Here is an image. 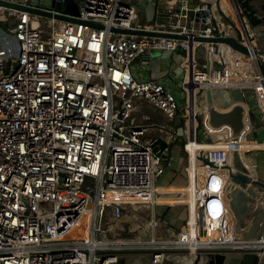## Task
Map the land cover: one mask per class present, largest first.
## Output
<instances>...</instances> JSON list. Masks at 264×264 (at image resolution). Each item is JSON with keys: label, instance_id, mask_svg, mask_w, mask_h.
<instances>
[{"label": "built area", "instance_id": "1", "mask_svg": "<svg viewBox=\"0 0 264 264\" xmlns=\"http://www.w3.org/2000/svg\"><path fill=\"white\" fill-rule=\"evenodd\" d=\"M245 16L238 0H168L155 22H142L132 0H0V264H123L125 254L135 252L152 253V264H211L210 251L260 250L264 264V223L254 221L243 231L241 221L238 233L226 204L238 149L233 128L215 136L201 108L207 88L241 89L243 101L215 104L227 110L246 103L240 133L264 141V55ZM196 36L235 37L248 51ZM200 45L206 57L198 61ZM157 49L180 52L181 75L144 76L136 60ZM251 93L257 112L250 108ZM147 107L169 123H152ZM180 112L187 180L188 146L201 142L197 116L210 141L225 144L199 150L193 200L174 205L159 201L167 195L159 180L168 170L164 160L175 151L179 135L170 127ZM160 128L163 133L154 134ZM255 151L264 148L243 152L257 179ZM256 189L264 193L261 185ZM254 200L262 206L264 195ZM156 205L184 206L187 218L174 229L170 220L156 217ZM144 208L151 210L144 224L149 236H123L124 224L137 221ZM87 214L88 236L68 238ZM202 223L206 237L200 240Z\"/></svg>", "mask_w": 264, "mask_h": 264}, {"label": "rangeland", "instance_id": "2", "mask_svg": "<svg viewBox=\"0 0 264 264\" xmlns=\"http://www.w3.org/2000/svg\"><path fill=\"white\" fill-rule=\"evenodd\" d=\"M143 0H136L137 3H141ZM191 3H193V0H189ZM254 4L256 7L260 8L261 5V1L260 0H255ZM139 5V4H138ZM143 10V14H144V18L145 21L151 22L155 19L156 16V7L154 5L152 6H148L145 11ZM264 12V11H263ZM261 43L264 44V41L259 42V44L261 45ZM171 52H175V51H170L167 49H157L155 50L153 53V58H152V64L155 65L156 61L158 60V58L161 59L162 55L165 56H169L171 54ZM156 53L158 55H160V57H157L158 55H156ZM173 57L178 58V54L177 52H175V54H173ZM206 57V50L203 47V45H200L196 48V58L198 59V61H201L203 58ZM140 60L139 58L136 60L138 61ZM173 68L176 69L177 74L181 75L182 73V68H180L177 64V62H173ZM161 72V73H160ZM160 74H167L168 70H160ZM214 99L216 101V103L221 106L224 107L226 105H228L229 103L231 104L234 100L237 99H242L243 98V91L239 88H231V89H224V88H214ZM248 99L250 101V108H252L254 111L257 112V110L255 109L256 107L254 106L255 100L253 97V93L248 95ZM147 110L154 116L155 119L152 118V123H156L160 125L161 123H164L166 126L169 121L165 118H163L158 112L153 111V108L151 107H147ZM245 112L246 109H245ZM257 116H260L259 113H257ZM198 117V121H199V127L197 129V140L198 141H210L211 138L206 135L203 131H204V125L202 123V118L200 116ZM157 120V121H156ZM183 115L182 112H180L179 115L175 116L172 120V128L174 130L177 131V142L174 143L173 145L175 146L176 150L174 151V153L170 156V158L164 160V163L166 165H168V168H172V164L174 163L175 159H177L178 163L181 164L180 169H178V171H173L170 172L169 176H168V171L164 176V179L159 180L160 184H167L170 181L175 182L176 179H178L179 181H181L182 183L186 182V178H187V170L185 168V165L187 163V155L184 151L183 148V137L184 136V123H183ZM159 121V122H158ZM163 131L162 129H158L154 132V134H162ZM243 134V133H242ZM244 135V134H243ZM245 141L248 143V145H250L251 147H255V141L251 140V138H248L247 136L244 135ZM177 150H180L179 152ZM178 153V154H177ZM252 155L257 156V151L253 152ZM258 167V166H257ZM258 169V168H257ZM253 170V169H252ZM258 174L260 176V178L264 179V169H258ZM160 191H164L167 192L169 194L167 195H163L159 197V201L162 203H168V204H172V202L174 201L175 198L174 195H176V193L178 192V189H176L175 187H168L165 188V186H161ZM178 195V194H177ZM187 194L183 193L181 194L179 197V201L182 202L183 204L185 202H187L188 197L186 196ZM150 214H151V210L148 208H144V209H140L137 211V215H138V220H134L132 219L131 221L127 222L124 224V233L122 234L123 236H134V235H138L141 234L144 237L149 236L148 232H145L144 230V224L146 223V221L150 218ZM155 214L156 217H165L166 219L170 220V224H172V227H174V229L179 228L181 225H183V222L185 221V219L187 218V210L184 206L181 205H177V206H168V205H156L155 206ZM88 222H89V217H84L79 225L73 229L69 234H68V238H81V235L83 233H85L87 231V233L89 232V227H88ZM136 229L135 232L133 233H129L130 229ZM206 227L205 225L202 223L201 224V235L198 236V238L200 240L204 239L206 237V233H205ZM152 259V253L149 252H135V253H129V254H125V256L121 259V263L123 264H152L151 262Z\"/></svg>", "mask_w": 264, "mask_h": 264}, {"label": "water", "instance_id": "3", "mask_svg": "<svg viewBox=\"0 0 264 264\" xmlns=\"http://www.w3.org/2000/svg\"><path fill=\"white\" fill-rule=\"evenodd\" d=\"M55 7L57 9H62L61 3L56 2ZM32 12L41 13L44 15L51 16L52 13L31 9ZM56 17H60L63 19H70L72 18L62 15H55ZM247 28L255 32L257 34V40L262 42L264 41V32H258L259 25L253 26L247 15L244 17ZM11 26V25H10ZM118 31L126 32V33H135V34H144V35H157V36H167V37H179V38H187V35H176L171 33H160V32H153V31H146V30H129V29H120ZM197 40L204 41V42H211L215 40H223L226 42L231 43L234 47L248 51V48L244 45L240 44L235 37H223V38H209L203 36H196ZM171 51V50H170ZM259 53L264 55V44L261 43V48ZM216 65V64H215ZM214 90L211 88L206 89V101L209 105V123L212 126H219L222 124H228L233 128V139L237 140L244 126L243 122V114H244V106L241 103L234 104L232 108L227 110L218 109L215 104L214 99ZM242 99H237L235 101H243ZM230 105V103L228 104ZM226 105V106H228ZM224 106V107H226ZM223 107V108H224ZM233 170L228 178L226 184V204L230 212L233 214L236 220L235 229L239 233L240 232V224L241 221L246 219L254 206V199L258 195H264V193H260L256 189V186L261 185L264 187V183L258 179H253L252 175L245 165L241 154L237 148L233 150ZM258 253H247V254H240V255H231V254H223L220 252H209V257L211 258V264H262L263 259L261 255Z\"/></svg>", "mask_w": 264, "mask_h": 264}, {"label": "crops", "instance_id": "4", "mask_svg": "<svg viewBox=\"0 0 264 264\" xmlns=\"http://www.w3.org/2000/svg\"><path fill=\"white\" fill-rule=\"evenodd\" d=\"M132 1L134 3H136L137 5L139 4L138 6H139V9H140L141 21L142 22H148V21H145V18H144V14H143V10L142 9H144V11H145V9L148 6L154 5L156 7V16H155V19L153 21H151V22H155V21L158 20L157 18H158V12H159L160 6H162L163 4L167 3L168 0H143L141 3H137L136 0H132ZM193 1H197V0H193ZM254 1L255 0H253L251 2L253 8H255L257 10V13H258V15L260 17H263L264 16V12H263L264 10L262 9V6H263L262 5L263 4L262 1L260 0L261 1L260 8L255 6ZM228 9L231 10L230 7H228ZM258 32H264V23H260L259 28H258ZM175 52H177V54H178V58H176V59H175V57H173V54H175ZM175 52H171V54L169 56H165V57H164V55H162L161 59L158 58V60L156 61V64L155 65L152 64V58H153V54L154 53L146 54V55L142 56L139 61L141 63V69L143 71L144 76L145 77L160 78V77H167V76L172 75V74H177V71H176L175 68H173V65L172 64H173V62H177L178 66L181 68V65H180V63H181V56H180V52H178V51H175ZM156 55H158V54L156 53ZM157 57H160V55H158ZM197 67H198V65L195 66V69H197ZM162 69L163 70H166L167 69L168 70L167 74H164V75L163 74H160L161 73L160 70H162ZM217 106H219V105L217 104ZM198 107H199L198 105L195 106V108H198ZM201 108L204 111L205 120L208 121V117H209V105L207 103H204V108L203 107H201ZM247 108H248V106H247ZM153 111L158 112L163 118H165L156 109H153ZM247 114L248 113L246 112V115ZM151 118L155 119L152 114H151ZM209 128L211 129L212 133L215 136H217L218 134H224L225 133V130L227 128L230 130V125H228V124H222V125H219V126H212V125L209 124ZM170 129H172V127H170ZM229 134H231L230 131H229ZM241 134L242 133H240L239 134V137H238L240 140L237 141V143H236L237 144L236 147H238V149L240 150V152L241 151H244L246 148H252L245 141V138L244 139H241L240 138V135ZM243 137H244V135H243ZM205 142H208L209 143L211 141H205ZM205 142H202V143L200 142V144H204ZM198 143L199 142L191 141L190 144H189V146L191 144L198 145ZM189 146H188V148H189ZM217 146H220V144H217ZM262 146H263L262 143H259V142L255 143V147H262ZM206 147L207 148H210L208 146H206ZM262 148H264V147H262ZM175 150H176V148H175ZM177 151L179 152L180 150H177ZM189 152L191 154L190 155V164H191V166H190L189 170L190 171L191 170L194 171V169L197 168L198 165H199L198 159H197V156L194 155L193 152L190 151V149H189ZM251 157L252 158H255L256 161H257V166L258 167L256 166V169L257 168L259 170L260 169H264V151H257V156L254 157V155L251 154ZM243 160H244L245 164L249 165V167H252L251 166V163H250V161H249V159H248L247 156L243 155ZM172 165H173L172 168L169 167L168 170H167L168 171V176H169L170 172L178 171V169H180V166H181V164L178 163L177 159H175V161H174V163ZM258 169H257V173H258ZM167 171H166V173H167ZM194 179L188 181L187 178H186V182H184V183H182L181 181H179L178 179H176L175 182L170 181L167 184H171V185H169V187L172 186V187H175L176 189H178V192L177 193H179V192L182 193L183 192V193L187 194L186 196L188 197V200H187V203H188V202H191L193 200V190H189L190 189L189 186H190L191 183L194 182ZM200 180H201V178L199 179V182H200ZM162 186H164V184H162ZM177 193L173 197L175 199L172 202V204H175L176 203V200L180 196V195H177ZM166 194H169V193L166 192ZM257 202L258 201H256V202L254 201V205H255V203L257 204ZM258 206H260L259 203H258Z\"/></svg>", "mask_w": 264, "mask_h": 264}, {"label": "bare ground", "instance_id": "5", "mask_svg": "<svg viewBox=\"0 0 264 264\" xmlns=\"http://www.w3.org/2000/svg\"><path fill=\"white\" fill-rule=\"evenodd\" d=\"M201 66H198L197 67V69H195V70H197V71H199V70H201ZM244 107H245V109H246V111H247V113H248V111H249V109L247 108V105H246V103H241ZM240 138L241 139H244V137H243V135L241 134L240 135ZM240 139L238 138L237 140H234V142L235 143H237V141H239ZM255 143H257L256 141H255ZM259 143H262L263 144V146L262 147H264V141L263 142H259ZM217 144H220V145H222V144H224L223 142H205L204 144H200V143H198V145H195V144H191L190 146H189V149H190V151L191 152H193V154L194 155H196L197 156V154L199 153V150L200 149H202V148H207L206 146H208V147H210V148H212V147H215V146H217ZM207 149H209V148H207ZM241 153V155L243 156L244 155V152L243 151H241L240 152ZM197 159H198V157H197ZM198 163H200V161L198 160ZM249 166V165H248ZM198 167H199V165H198ZM251 169H253V167H250ZM195 173H196V168H195ZM194 175L195 174H193V171L191 170V174H190V177L188 176V181L189 180H193L194 179ZM202 179V177L201 176H199V179ZM195 180V179H194ZM200 183V182H199ZM193 186H194V182L193 183H191L190 184V186H189V190H193ZM163 193H166V192H164V191H162ZM163 196V195H162ZM179 199H180V197L176 200V203L175 204H183L182 202H180L179 201ZM258 203L259 202H257V204L255 203V205L252 207V209H251V211H250V213H249V215H248V217L246 218V219H244V220H242V225H243V228H242V230L244 231V230H246L247 228H249V226H250V224L252 223V222H254V221H257V223H264V203H263V205L261 206L260 204V206H261V214L262 215H257V210H258V208L260 207V206H258ZM174 204V205H175ZM89 217L90 218V215L89 214H87V215H85L84 217ZM83 217V218H84ZM234 220H235V218H234ZM79 225V224H78ZM77 225V226H78ZM88 225V224H87ZM77 226H75L73 229H75ZM72 229V230H73ZM88 236V233H87V231L85 232V233H83L82 235H81V238L82 237H87Z\"/></svg>", "mask_w": 264, "mask_h": 264}, {"label": "trees", "instance_id": "6", "mask_svg": "<svg viewBox=\"0 0 264 264\" xmlns=\"http://www.w3.org/2000/svg\"><path fill=\"white\" fill-rule=\"evenodd\" d=\"M241 5L243 6L244 10H245V14L247 15L250 23L253 25V26H256L260 23H264V16L263 17H260L257 13V10L255 8H253L251 2L253 0H238ZM262 1V9L264 10V0H261Z\"/></svg>", "mask_w": 264, "mask_h": 264}, {"label": "flooded vegetation", "instance_id": "7", "mask_svg": "<svg viewBox=\"0 0 264 264\" xmlns=\"http://www.w3.org/2000/svg\"><path fill=\"white\" fill-rule=\"evenodd\" d=\"M257 175H258V173H257ZM257 179L260 180V181H262L264 183V179H261L259 175H258Z\"/></svg>", "mask_w": 264, "mask_h": 264}, {"label": "clouds", "instance_id": "8", "mask_svg": "<svg viewBox=\"0 0 264 264\" xmlns=\"http://www.w3.org/2000/svg\"><path fill=\"white\" fill-rule=\"evenodd\" d=\"M260 42V41H259Z\"/></svg>", "mask_w": 264, "mask_h": 264}]
</instances>
